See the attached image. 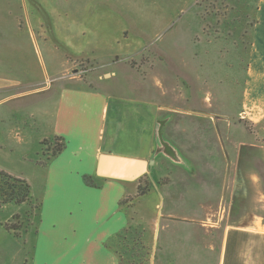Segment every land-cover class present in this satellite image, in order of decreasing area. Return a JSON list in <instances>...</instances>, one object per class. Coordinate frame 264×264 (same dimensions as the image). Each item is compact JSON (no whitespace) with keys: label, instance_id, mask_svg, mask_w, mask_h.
<instances>
[{"label":"crops","instance_id":"1","mask_svg":"<svg viewBox=\"0 0 264 264\" xmlns=\"http://www.w3.org/2000/svg\"><path fill=\"white\" fill-rule=\"evenodd\" d=\"M64 3L66 19L69 15L71 18L64 20L68 37L61 40L57 36L54 21L49 22L46 33L37 29V25L43 28V22L39 19L35 20L34 26L26 0H0V123L10 124L11 130L24 133L25 139H21L19 145L23 157L19 165L22 167L19 169L21 173L15 172L13 175L28 182L34 179L36 185H39L37 193L41 201L37 241L33 245L32 260L29 263L122 264L106 244L132 222L128 210L121 208V202L136 192L135 182L100 178L101 188H92L86 185L85 177H97L98 159L104 153L149 160L155 151L156 123L160 119L170 118L164 127V135L191 163V169L174 165L165 158L158 159L155 168L147 174L151 189L149 197L156 194L160 196L159 203L163 201L160 212L166 210V216L163 217L168 221H184L181 228L184 224L193 227L198 214L192 208L199 198L186 197L180 192H167L170 184L162 187L155 181V173H161L162 168L170 165L189 173L191 177L195 173H199L203 179L207 177V181L201 180V183L208 184L210 191L213 189V202L220 206V216L224 194H229V185H233L230 207L223 209V219L220 221L226 216V220H230L233 215H238V220L226 225V234L232 233V229L239 231L240 240L200 241L194 240L193 236L182 238L172 233L165 237L162 233H168V228L162 225L160 264H264V146L260 144L264 139L253 138L261 134L252 135L246 129L244 133L239 130L237 133L231 132V124L226 121L223 124L225 139L221 137V143L220 138H217L221 124L211 115L151 104L150 112L143 109V122L139 124L140 131L136 132V136H142V139L133 146V151L139 153L106 147V123L112 96L116 94L98 85L114 84L116 73L137 70L126 63V57H116L111 47L114 38L111 31H114V27L111 31H105L104 26L114 25L113 13L108 12L107 18H96L90 17L89 10H86V14L80 12L81 16L77 19L75 7L72 9L66 6V3L70 4L69 0H64ZM259 3V21L254 29L255 74L252 75L253 84L246 85L243 97V112L249 116L251 114L250 120L257 127L263 126L260 123L264 121V65L260 67L264 63V0ZM120 12L114 14L119 17L118 24L123 22V25L124 18L127 20L131 13L128 10ZM73 27L76 36L71 34ZM126 28L123 27V31ZM153 43H145V49ZM40 46L45 48L53 67L56 58L61 60V66L66 69L64 75L57 73L50 79ZM164 46L157 45L160 51ZM171 46L176 47V44ZM136 56L139 55L133 57ZM78 60L93 62L100 68L113 66L107 72L110 78L107 79V74H104L89 76L87 80L68 79L69 72ZM120 79L121 84L128 83L124 76ZM136 81V84H144L145 94L153 96L154 89L163 90L158 79L155 82ZM16 101L19 102L18 106L6 108ZM162 110L169 113L165 118L159 117L158 112ZM176 117L185 118L188 127L178 123ZM201 120L206 122V129L200 128ZM4 133L8 138L7 134H11V131L7 133L6 130ZM242 134L249 137L241 138ZM26 136L32 137L31 143L27 142ZM55 137L64 139L66 148L56 158L46 161L42 143L52 141ZM242 158L250 159L255 166L243 171L245 167H240ZM245 184L252 185L255 191L235 195ZM237 185L241 186L237 188ZM184 204L191 206L185 215L181 208ZM15 209L19 207L7 205L0 208V211L10 210L6 214L8 221L13 216L10 213L15 212ZM210 215L213 216L212 213ZM7 221L0 220V240L6 239V243L10 239L19 246L20 242L9 237L5 227ZM22 263L25 264V259Z\"/></svg>","mask_w":264,"mask_h":264},{"label":"rangeland","instance_id":"2","mask_svg":"<svg viewBox=\"0 0 264 264\" xmlns=\"http://www.w3.org/2000/svg\"><path fill=\"white\" fill-rule=\"evenodd\" d=\"M69 1L70 4L66 3V6H70L72 9L75 7L78 12L77 19L81 16L80 12L86 14V10H89L90 17L96 18H107L108 12L113 13L114 25L105 24L104 26L105 31L109 29L111 31V28L114 27V31H111L114 37L111 47L115 51L116 57H126V63L137 70V72L116 73L117 77L114 84L98 85L100 88L111 89L116 94L112 96L110 114L106 123L104 135L106 147L110 146L118 151L126 150L137 154L138 151L134 152L133 146L142 139V136H136V132L140 131L139 124L143 122L142 119L145 115L143 109L150 112L152 105L155 104L211 115L218 124H221L220 128L218 127L220 134L217 137L220 138L221 143L222 138L225 139L223 124L226 121L231 124V132L239 130L244 133V129H246L249 134H261L260 137L253 136V138L264 139L262 137L264 135L262 134L264 133V121L260 123L263 126L257 127L250 120L251 114L249 116L243 112L246 85L253 84L252 75L255 74L253 70L255 62L253 57L255 53L254 29L259 21L258 5L260 0ZM26 2H28L33 16L34 26L36 25L35 20L39 19L43 22V28L37 25L39 31L42 30L46 33L48 31L47 26L52 20L56 25V33L59 39L63 40L66 36L68 37V33H65L64 20H70L71 15L66 19L64 0H26ZM126 10L131 13L130 17L127 20L124 18L125 23L123 25V22L118 24L120 20L116 15L117 12L120 14V11ZM120 17L122 16L120 15ZM262 17L264 18V14ZM253 23L255 25L252 27L251 24ZM123 27H127L128 33H125L126 30L123 31ZM73 29L74 27L71 34L76 36ZM90 36L92 37V35ZM49 38L51 39L50 36ZM88 39L92 40L91 38ZM148 41L155 43L150 48L145 49V43H150ZM173 43L176 44V47L171 46V44L174 45ZM158 44L160 46L165 45L162 47V51L157 47ZM258 47L261 49V45ZM40 49L50 79L57 73L64 75L66 69L61 66V60L56 58V64L54 62L53 67L45 48L40 46ZM135 54L139 56L133 57ZM263 65L264 63L260 64V67L263 68ZM112 67L100 68L96 67L93 62L78 60L67 78L87 80L89 76L96 77L107 74L106 78L109 79L110 75L107 72ZM122 76L128 83H120ZM137 79L149 82L150 80L155 82L158 79L162 83L163 90L156 91L154 89L153 96L145 94L144 84H136ZM18 103V101L13 102L6 108L13 109L18 106ZM153 110L157 114L155 109ZM158 113H160L159 117L161 118H165L169 114L167 110ZM176 119L178 123L188 127L189 123L185 118L176 117ZM205 124L206 122L201 120L200 128L206 129ZM7 125L0 123V168L11 174L21 173L19 169L22 167L19 165L22 164L23 157L19 145L21 139H25V135L21 131L18 133L14 129L11 130L12 128L9 127L11 125ZM6 130L7 133L11 131V134H7L9 135L8 138L4 135ZM247 136L242 134L241 138ZM26 139L27 142H32V137L26 136ZM237 139L239 138L237 137ZM224 141L226 142V140ZM260 144L264 146V140L260 141ZM43 150L44 159L46 161L51 159L52 150L47 147H43ZM242 159L240 167L241 169L243 166L245 167L243 171L255 166L250 159ZM194 175L191 177L189 173L187 174L170 165H166L162 168L161 173L154 175L155 181L162 187L170 184L167 192L172 194L180 192L186 197L199 198L197 204L192 208L198 214L193 227L184 224L181 228L184 221L172 223L163 217L166 216V210L160 212L163 201L159 203L160 196L158 194L149 197L151 189L147 177L140 182L136 181L134 183L136 192L125 198L123 208L128 210L130 214L132 220L130 224L135 228L145 229L150 234L152 250L146 264H160L162 254L160 227L162 225L166 229L168 228V233H162V236L165 237L172 233L182 238L193 236L194 240L200 241L240 240L239 231L232 229V233L226 234V225L231 221L238 220V215H233L230 220H226V216L224 220L220 221L223 219V209L230 207V193L233 185H229V194H224L225 200L221 203L220 216L218 215L220 206L218 207L213 202V189L210 191L208 184L201 183V180L207 181V177L203 179L199 173L198 176L196 173ZM34 181L31 179L32 183H29L32 186L33 194L36 193L35 197L38 199L40 197L37 193L39 192V185H36ZM240 186L237 185V188ZM141 189L143 192L139 194ZM241 189V191L237 190L235 195L255 191L253 186L249 184H245L243 188L241 186ZM38 201L15 209V212L10 213L13 216L8 221L6 214L8 215L10 210L0 211V220L7 221L5 227L9 237L20 242L19 247L10 239L5 243L6 239L1 237L0 264H23L22 260L24 259L25 264H30L33 254L32 248L37 241ZM167 205H169V201H167ZM189 207L191 206L186 204L181 207L185 212L184 215ZM181 208L178 207L177 209L181 210ZM177 209L175 211L179 212ZM211 213L213 214L212 217ZM213 224L218 226L212 227ZM12 228L15 230L13 231ZM22 251H24V255ZM180 252L182 253V250ZM129 257L131 254H126V258Z\"/></svg>","mask_w":264,"mask_h":264},{"label":"trees","instance_id":"3","mask_svg":"<svg viewBox=\"0 0 264 264\" xmlns=\"http://www.w3.org/2000/svg\"><path fill=\"white\" fill-rule=\"evenodd\" d=\"M255 23L251 24V26L253 27ZM42 145L52 150V158H56L66 148L64 139L59 137H55L52 141L46 140ZM146 177L147 175L138 181L140 182ZM100 180L102 179L98 177H85L86 185L92 188H101L102 182ZM142 192L143 190L141 189L139 194ZM38 199L33 194L32 186L27 180L0 168V208L7 205L21 207L36 200L38 201ZM38 202L37 209L40 213V199ZM123 204L124 202H121V208ZM12 230L14 231L15 229L12 228ZM106 247L119 257L122 264H146L152 250L149 232L145 229L135 228L132 224H129L122 232L113 236L110 242L106 244ZM126 254H131V257L126 258Z\"/></svg>","mask_w":264,"mask_h":264},{"label":"water","instance_id":"4","mask_svg":"<svg viewBox=\"0 0 264 264\" xmlns=\"http://www.w3.org/2000/svg\"><path fill=\"white\" fill-rule=\"evenodd\" d=\"M169 121L170 118L157 121L154 132L155 151L149 160L104 153L98 159L96 176L104 179L136 182L153 170L160 158H165L174 165L190 170L191 163L164 135V127Z\"/></svg>","mask_w":264,"mask_h":264}]
</instances>
